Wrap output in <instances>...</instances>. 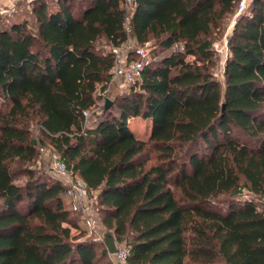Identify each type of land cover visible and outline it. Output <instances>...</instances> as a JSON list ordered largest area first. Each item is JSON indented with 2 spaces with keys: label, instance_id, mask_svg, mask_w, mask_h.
I'll return each instance as SVG.
<instances>
[{
  "label": "trees",
  "instance_id": "obj_1",
  "mask_svg": "<svg viewBox=\"0 0 264 264\" xmlns=\"http://www.w3.org/2000/svg\"><path fill=\"white\" fill-rule=\"evenodd\" d=\"M240 1L34 0L31 24L0 27V264H113L72 236L64 186L31 170L42 148L95 197L127 264H264V0L235 18L214 77ZM129 38L151 43L149 63L98 108Z\"/></svg>",
  "mask_w": 264,
  "mask_h": 264
},
{
  "label": "built area",
  "instance_id": "obj_2",
  "mask_svg": "<svg viewBox=\"0 0 264 264\" xmlns=\"http://www.w3.org/2000/svg\"><path fill=\"white\" fill-rule=\"evenodd\" d=\"M13 0H0V14L4 11L2 7H8ZM26 3H31L34 0H23ZM126 6L131 4L133 0H124ZM247 1L241 0L238 5L237 15L246 9ZM3 3V5H2ZM129 18H126L125 31L129 33ZM234 24V23H233ZM215 51L223 54L224 59L221 62L222 71L227 55L226 38L222 44L213 45ZM152 50L151 43L139 44L136 40L129 38L120 47L113 49V67L110 71V82H120L123 88H129L139 81L144 67L149 63L150 53ZM97 95H100L99 93ZM87 112L83 116L87 119ZM42 151V150H41ZM47 156L50 163V170L53 178L60 182L65 188V195L68 200L69 209L78 214L84 224V229L87 231V236L91 241L98 243L103 242V230L99 221L97 212L92 208L90 194L83 181L77 176L72 175L65 164L60 160L59 156L47 150ZM74 232V231H73ZM72 232V234H73ZM75 233L74 235H77ZM115 242V241H114ZM115 253L108 255L113 264H127L129 250L124 244L115 242Z\"/></svg>",
  "mask_w": 264,
  "mask_h": 264
},
{
  "label": "rangeland",
  "instance_id": "obj_3",
  "mask_svg": "<svg viewBox=\"0 0 264 264\" xmlns=\"http://www.w3.org/2000/svg\"><path fill=\"white\" fill-rule=\"evenodd\" d=\"M247 3H249V1H247ZM3 5V3H2ZM2 9L4 10L1 14H0V27L3 26H9L10 22H22L24 20H26L28 23H32L33 17L31 15V6L24 2L23 0H13L12 3L9 4L8 7H2ZM238 10V7H237ZM237 12L234 14V16L230 17V19L226 22L223 34L220 37H217L216 41L214 42L213 45L215 44H222V42L224 41L225 38H227V35L230 33L232 27H233V23L235 21V18L237 17ZM213 50L215 51V49L213 48ZM216 53V57H217V64H216V69L214 72V77L217 78L218 80L221 81V83H223V77H222V66H221V62L223 61L224 57V51L222 52L223 54H219L215 51ZM151 54V53H150ZM227 56V55H226ZM129 90V88H123L122 84L120 82H108L106 85V90L105 92H103V94L100 96L102 99L99 100L98 102V108L99 107H103L104 108V104H105V100L108 99L111 102L116 100L121 94L127 93ZM100 94V92H98ZM92 117L90 116V114L87 115V124H90L92 122ZM128 126L129 128L135 133L138 134L139 136H142L143 138H146L147 135H149V131H150V122L147 120H142V119H136L134 121H129L128 122ZM31 133L32 136L35 138L39 137V128L35 125L31 126ZM42 150V151H41ZM47 150H49V148H42L40 149L39 153L40 156L38 158V161L36 163V165L34 167H31L32 171L36 174L39 175L41 173L45 174L48 177H52V173L50 170V163H49V159L47 156ZM26 179V177H22L19 181V183L23 182ZM91 202H92V208L95 212L98 211L96 203H95V197L92 196L90 197ZM263 203V202H262ZM98 214V212H97ZM72 218H74L79 226V228L77 230H75L72 234V236H80V234L82 235V231H84V236H82L81 238H79L80 240L86 239V240H91L90 237L87 236V231H85L84 229V224L81 220V218H79L80 216H75L72 215ZM99 216V215H98ZM103 233H105L106 231H104V229L102 228ZM75 233H78L77 235H74ZM101 249V246H98V250ZM112 261V260H111Z\"/></svg>",
  "mask_w": 264,
  "mask_h": 264
},
{
  "label": "water",
  "instance_id": "obj_4",
  "mask_svg": "<svg viewBox=\"0 0 264 264\" xmlns=\"http://www.w3.org/2000/svg\"><path fill=\"white\" fill-rule=\"evenodd\" d=\"M110 105H111V101L106 99L105 104H104V110H107ZM103 243L105 245V249H106L107 254L113 255L116 251L115 250V242H114L113 236L110 233L105 232L103 234Z\"/></svg>",
  "mask_w": 264,
  "mask_h": 264
}]
</instances>
